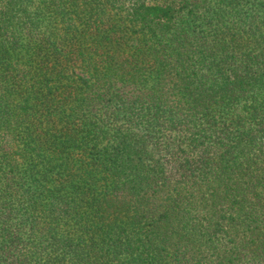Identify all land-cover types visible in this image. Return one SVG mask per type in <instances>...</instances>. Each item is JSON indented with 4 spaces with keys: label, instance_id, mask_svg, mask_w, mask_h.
<instances>
[{
    "label": "trees",
    "instance_id": "obj_1",
    "mask_svg": "<svg viewBox=\"0 0 264 264\" xmlns=\"http://www.w3.org/2000/svg\"><path fill=\"white\" fill-rule=\"evenodd\" d=\"M0 264H264V0H0Z\"/></svg>",
    "mask_w": 264,
    "mask_h": 264
}]
</instances>
